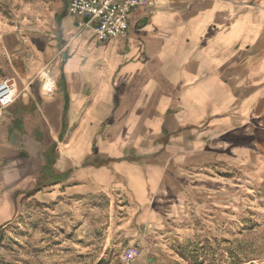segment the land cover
<instances>
[{"label":"crops","instance_id":"1","mask_svg":"<svg viewBox=\"0 0 264 264\" xmlns=\"http://www.w3.org/2000/svg\"><path fill=\"white\" fill-rule=\"evenodd\" d=\"M68 2L45 26L0 25V80L16 93L0 106V223L35 207L86 234L98 210L146 248L196 197V211L264 227V0H157L107 39Z\"/></svg>","mask_w":264,"mask_h":264},{"label":"rangeland","instance_id":"2","mask_svg":"<svg viewBox=\"0 0 264 264\" xmlns=\"http://www.w3.org/2000/svg\"><path fill=\"white\" fill-rule=\"evenodd\" d=\"M59 1L0 0V25L45 26L53 20L49 14ZM221 198L223 204L229 203L228 195ZM195 200L189 203L193 206ZM198 200L210 205L214 201L208 194ZM192 206L184 220L155 225L146 248L129 246L118 232L110 234L109 219L98 210L85 234L81 227L68 230L62 225L60 231L48 226L42 209L32 207L0 223V264H128L129 250L137 252L133 264H264V227L246 219L245 211H234L233 218L229 206H220L219 215Z\"/></svg>","mask_w":264,"mask_h":264},{"label":"built area","instance_id":"3","mask_svg":"<svg viewBox=\"0 0 264 264\" xmlns=\"http://www.w3.org/2000/svg\"><path fill=\"white\" fill-rule=\"evenodd\" d=\"M157 0H69L68 12L85 18L83 25L91 27L100 39L127 34L134 11L150 8ZM42 90L51 95L55 90V79L49 69L43 66L38 72ZM16 99L14 85L9 80H0V106L5 107ZM137 252L129 250L128 264H133Z\"/></svg>","mask_w":264,"mask_h":264},{"label":"bare ground","instance_id":"4","mask_svg":"<svg viewBox=\"0 0 264 264\" xmlns=\"http://www.w3.org/2000/svg\"><path fill=\"white\" fill-rule=\"evenodd\" d=\"M5 214H6V211L3 212V215H5Z\"/></svg>","mask_w":264,"mask_h":264}]
</instances>
